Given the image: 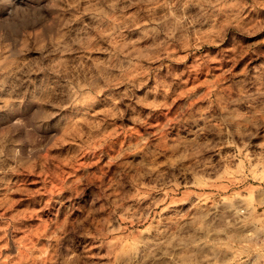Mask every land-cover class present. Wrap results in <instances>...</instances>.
Wrapping results in <instances>:
<instances>
[{
  "label": "clouds",
  "instance_id": "obj_1",
  "mask_svg": "<svg viewBox=\"0 0 264 264\" xmlns=\"http://www.w3.org/2000/svg\"><path fill=\"white\" fill-rule=\"evenodd\" d=\"M0 264H264V0H0Z\"/></svg>",
  "mask_w": 264,
  "mask_h": 264
}]
</instances>
